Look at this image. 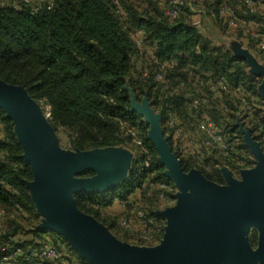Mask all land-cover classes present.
I'll return each instance as SVG.
<instances>
[{
    "label": "trees",
    "instance_id": "1",
    "mask_svg": "<svg viewBox=\"0 0 264 264\" xmlns=\"http://www.w3.org/2000/svg\"><path fill=\"white\" fill-rule=\"evenodd\" d=\"M2 1L0 79L23 86L36 101L49 105V120L56 132L62 130L66 133L69 147L89 150L127 145L132 148L134 142L128 132L130 128L142 138L150 154L149 169L138 172V155L128 178L114 188L100 193L75 194L76 205L81 211L96 216L121 239H133L134 235L128 230L118 227L115 218L102 215L101 209L112 205L115 199L131 208L129 195L136 189H143V183L153 174L142 193L146 208L142 207L148 215L160 219L155 214L154 195L146 196V192L151 188L149 185L155 183H165L171 188L174 185L164 176L165 166L159 162L158 151L148 138V124L132 109L131 90L138 101L147 97L152 108L161 114L168 142L178 153L183 170L188 171L194 165L174 147L172 131L168 132L165 125L168 110L175 111L182 127L194 111L193 97L202 92L198 86L191 85L194 80L190 72L209 73L213 78L225 77L233 89L243 81L254 98L259 78L248 73L244 60L236 57L222 42H214L211 36L185 17L184 6L178 18L170 19L157 0H143L142 4L138 0H55L51 9L42 5L37 12L33 10V3L24 0H6L5 5L1 4ZM219 2L205 0L212 21L224 31ZM138 32L153 49L152 58L145 57L138 48ZM172 60L176 64L168 69L167 78L170 88L176 92L169 95L155 81L154 71L160 63ZM136 61L141 62L139 68ZM146 71L148 75L144 74ZM203 112L218 124H224L222 119H230L227 129L232 133L236 132L233 123L241 119L256 135L264 121V98L249 101L245 106H241L238 97L235 100L210 98ZM0 123L3 133L0 139V208L5 211L3 221L10 228L0 236V254L4 243H12L11 238L18 233L28 238L27 243L47 234L64 259L67 251L76 254L61 235L38 228L42 216L27 186V182L33 179V171L23 158V148L12 119L1 107ZM227 141L232 147L231 157L249 152L242 141L238 144ZM202 172L208 179L222 183L221 177ZM94 174V170L87 169L80 175L89 177ZM159 192L156 187L154 194ZM250 238L252 244L257 242L256 230L250 233ZM77 257L82 264H89Z\"/></svg>",
    "mask_w": 264,
    "mask_h": 264
},
{
    "label": "water",
    "instance_id": "2",
    "mask_svg": "<svg viewBox=\"0 0 264 264\" xmlns=\"http://www.w3.org/2000/svg\"><path fill=\"white\" fill-rule=\"evenodd\" d=\"M233 49L237 57L247 59L251 73L264 75V67L239 44ZM131 94L132 109L149 126L148 138L165 166L164 176L179 189L174 206L156 211L165 226L154 246L118 239L76 205L78 192L100 193L123 182L121 173L130 155L116 148L107 153H98L100 148L63 150L54 127L28 91L0 79V107L12 119L23 158L33 171L27 186L42 215L38 228L61 235L90 264H256L249 233L257 231L264 251V151L251 130L238 123L245 146L256 155L258 174L235 181L226 172L228 183L218 184L198 170H183L164 137L161 114L147 97L138 101L132 90ZM101 160L106 164L102 172L97 170ZM87 169L95 174L80 176Z\"/></svg>",
    "mask_w": 264,
    "mask_h": 264
},
{
    "label": "built area",
    "instance_id": "3",
    "mask_svg": "<svg viewBox=\"0 0 264 264\" xmlns=\"http://www.w3.org/2000/svg\"><path fill=\"white\" fill-rule=\"evenodd\" d=\"M24 1L33 3L34 12H37L42 5L51 9L55 3V0ZM142 1L143 0H138V3L142 4ZM157 1L170 19H175L180 16L184 4L183 0ZM6 3V0L1 2L3 5ZM261 3L262 0H220L219 14L222 19V24L225 27V33H229L236 29L242 30L249 36L258 54L264 60V16L259 13ZM192 23L200 30H203L204 26L200 18L195 19ZM136 44L145 57H153V49L143 41L142 34L136 36ZM154 62H157V60L155 59ZM175 64V60L169 63H160L154 71L155 81L158 85H161L163 89L167 90L169 95L175 94L176 90L170 88L167 72L168 69L175 66ZM190 73L191 78L198 86L200 92H202L200 95L193 97L192 108L194 111L191 113L186 123L190 127L199 126V132L201 133L200 141L189 147L190 153L193 157L198 159H204L213 154L224 159H229L232 153L230 143L212 118L205 116L206 113L203 112V109L210 101L209 93L223 95L225 92L234 90L238 94L237 97L241 106L247 105L249 101L255 102L256 98L249 95L247 86L243 81H240L237 87L233 89L225 77L213 78L209 73L200 74L194 71ZM144 74L148 75V72L146 71ZM166 125L175 129L176 134L182 132L183 127L179 125L174 110H168ZM128 132L132 136L133 142L140 148V160L136 167L139 173H143L150 168L149 151L144 146L142 138L134 128L128 129ZM256 134L258 140L253 134L252 136L264 149V121L260 123ZM152 176L153 174L149 177L152 178ZM155 186L160 189L158 193L159 199L164 202H169V196L166 191L170 189V186L165 183H155ZM4 218L5 211L0 208V236H3L10 230L8 224L3 221ZM119 223L125 230L138 231V239L141 243L155 244L162 238L163 221L148 215L145 208L140 205H134L130 212L126 213L121 218ZM11 239L12 243L6 242L1 248L0 264H27L30 261H35L36 264H64L66 261L62 252L58 250L51 237L47 234L35 238L33 243H27L28 238L22 233L16 234Z\"/></svg>",
    "mask_w": 264,
    "mask_h": 264
},
{
    "label": "crops",
    "instance_id": "4",
    "mask_svg": "<svg viewBox=\"0 0 264 264\" xmlns=\"http://www.w3.org/2000/svg\"><path fill=\"white\" fill-rule=\"evenodd\" d=\"M235 2H237V1H235ZM183 3H184L183 4V6H184V12H183L184 16L187 17L191 22H193L197 18H200L202 23H203V26H204L202 31L206 32L207 35L211 36L212 39L214 40V42H216V43L222 42V44L228 50H230L235 56H236V54H235V51L233 49V45L234 44H239L240 48L245 50V51H247L248 54L251 55L254 58V60L257 62L258 65H260L261 67H264V60L258 54V52L255 49V46H254L253 42L250 40L249 36H247L242 30H239V29L232 30L229 33H225V31H223L220 28L219 25L214 24V21H212L210 15L208 14V9L206 7L205 0H183ZM259 13H260V15L264 16V0H262ZM216 28L217 29L220 28V32L221 33L219 31L217 32ZM209 32H211V33L209 34ZM140 35H141V32H138L136 34V36H140ZM218 37L222 38V40L217 41ZM240 59H242V58H240ZM242 60H244L247 63V66H248L247 67V71H248V73L252 74V75H255L256 77L259 78V82H258V84L256 86L257 93L255 94L256 100L259 101L260 99L264 98V91H263L264 90V75L263 74L256 75L254 73H251L250 72V66H249V64L247 62V59H242ZM191 85L193 87H197L195 82L194 83L191 82ZM189 91H191V90H189ZM197 92L200 93L199 90H197ZM192 93H193V91H192ZM192 93L190 92L189 94H192ZM209 94H210L209 97L212 100H221L223 97L230 98L231 100L237 99V94L235 93L234 90H230V92H225L223 95L214 94V93H209ZM206 114H205V116H209L208 114L207 115ZM182 133H183L182 136L184 137V140H185L184 145L189 146V147H191L194 143L200 141V139H201V133L199 132V126H193V127L191 126L190 127L187 124H185L183 129H182ZM2 135H3V133H2V125L0 123V139L2 138ZM164 137H166L165 133H164ZM173 139H174V136H173ZM111 148H116L121 153L123 152L125 154L130 155L128 160H127L128 164L122 170V173H121V179L126 180L128 178V176H129V173H130V170H131V168L133 166L134 160L137 158V154L134 152V150L130 146H127V145H118V146L100 148L101 150L98 153H101V152H106L107 153L108 151H111V150H109ZM74 149L75 148L69 147V148H66V149L64 148L63 150L72 151L73 152ZM89 150H92V149H89ZM89 150H86V151H89ZM82 151H85V150H82ZM103 162H104L103 160H101L99 162V164L97 166V170L98 171H101V172L104 171V169H105L104 167H105L106 164H105V162L103 164ZM89 177H91V176H89ZM148 184H149V178L146 179L145 183H143V186H144L143 189H136V190H134V192H132L129 195L128 199H129L130 203H132V207L134 205H140V206L144 205L143 204V199H142L143 198L142 193H143L145 187ZM173 185H174L173 188L170 187V189H172L173 192L171 191L172 193L168 194L169 202H164L163 200L159 199L158 195H155L154 200L156 201V204H158V203H159V205H160V203L163 204L162 207L160 205V207L162 209H158V210H163V209H165L167 207H172V206H174L176 204V201H177L176 194L179 191V189L174 183H173ZM149 186L151 188L148 189V191L146 192V196L153 197V194H151L150 192L152 190H154L156 188V186H155V184L154 185L152 184V185H149ZM131 208L127 207L125 202L121 201L120 199H115V201L113 202L112 205H110L108 207H105V208H102L101 209V213H102V215H106V216H110V217L115 218L116 224L118 225V227L123 229L120 226L119 222H120L121 218L126 213L130 212ZM158 210H155V214H156V211H158ZM89 215L94 216L92 214H89ZM94 217L96 218L97 221H99L104 226H106L109 229V231L114 236H116L120 240H123L120 237H118L108 225H106L105 223L100 221L96 216H94ZM160 219L163 221V225H164L165 224V220L163 218H161V217H160ZM123 230H125V229H123ZM48 231H51V230H48ZM51 232H53V231H51ZM129 232L132 235H134V238L131 239V240H123V241H127V242H129L131 244H136V236H138V231H129ZM158 243L159 242H157L155 244H152V245H157ZM73 250L75 251L76 254H74V252L68 251L69 254L67 255V257L65 256V260L66 261H65L64 264H82L77 256H79L80 258H82V257L78 254V252L74 248H73ZM83 260H85V259H83ZM85 261L88 262L87 260H85Z\"/></svg>",
    "mask_w": 264,
    "mask_h": 264
},
{
    "label": "rangeland",
    "instance_id": "5",
    "mask_svg": "<svg viewBox=\"0 0 264 264\" xmlns=\"http://www.w3.org/2000/svg\"><path fill=\"white\" fill-rule=\"evenodd\" d=\"M220 28H221V26H220ZM220 28H218V29L216 28L217 32L218 31L220 32ZM220 40H222V38L218 37L217 41H220ZM140 66H141V62L140 61H138V62L136 61V67L139 68ZM36 102L40 105V108H41L43 114L49 120L50 106L49 105H45L43 103H40L38 101H36ZM213 121L216 123L215 120H213ZM228 121H230V119H222L221 123H224V124L216 123V125L222 130V132L224 133V135L227 138V140L234 141V144L235 143L238 144L241 141L244 143V138H243V135H242V133L240 131V125L238 123L240 122L241 125H242V128H244V129H248L249 128L251 130V128L246 126L245 123L243 122V120L238 119L232 125V128H235L236 132L232 133V131H230L231 129L230 130L227 129V126H229ZM161 124H162V121H161ZM165 127H166V130L168 132L172 131L174 139H173V137H171L172 138L171 141H172V144L174 145V147L178 150V152L182 153L185 156V158L187 160H189L194 165V167L191 168V169L198 170L205 177H206V175L202 172L203 170L208 172L209 174L215 176V177H218V176L221 177L222 183H218V184H223L224 185V184L228 183V179L225 176L226 172H228L230 174L229 177L232 180H235V181H239V180L244 179L245 177H250L251 175L255 176V175L258 174V166L256 164V161H257L256 155L248 147H247V149L249 151L248 153L247 152H245V153L242 152V154H239L240 156L234 154L232 157H230V159H224V158H222V157H220V156H218L216 154H213L212 156H207L204 159H202V158L198 159V158H195V157L192 156V154L190 153V150H189V146L184 145L185 140H184V137L182 136V134H183L182 132H180V133L178 132L179 134H176L175 129L170 128L167 125H165ZM162 128H163V131H164L163 124H162ZM251 133H252V131H251ZM56 135H57V138H58V141H59V145L62 147V149L69 148V141H68V137H67L66 133L64 131H62V130H59L58 132H56ZM256 135H254V137ZM235 138H238V139L235 141ZM255 138L257 139L258 137L256 136ZM169 145H170V143H169ZM131 146H132V149L134 150V152L137 154V156L140 155V148L137 147V145L135 143H133V145H131ZM170 147H172V146L170 145ZM263 151H264V149H263ZM177 155H178V153H177ZM190 170L185 171V172H189ZM82 177H84V176H82ZM168 191L171 192L172 189H168ZM150 193L153 194L154 197H155L154 190H152ZM160 205H161V207L163 206L162 203H160ZM160 205H159V203L156 204L155 205V209L156 210L162 209L160 207ZM143 206L145 207V205H143ZM164 226H165V224L163 225V232H162L163 234H164ZM253 230L254 229H251L250 233ZM250 233H249V243H250V246H251V248H252V250H253V252L255 254V259H256L255 262H256V264H264V251H262V248H261V246L258 243V233H257V242L255 244H252V242H251ZM163 234H162V237H163ZM135 245L142 246V247L154 246L152 244L141 243L139 241V239H138V236H136V244ZM66 254H69L68 251L66 252Z\"/></svg>",
    "mask_w": 264,
    "mask_h": 264
}]
</instances>
